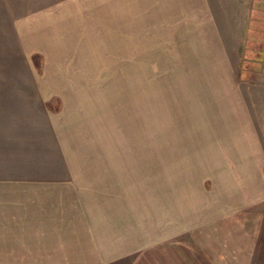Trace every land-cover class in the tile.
<instances>
[{"label": "rangeland", "instance_id": "rangeland-1", "mask_svg": "<svg viewBox=\"0 0 264 264\" xmlns=\"http://www.w3.org/2000/svg\"><path fill=\"white\" fill-rule=\"evenodd\" d=\"M13 4L29 6L25 37L4 17ZM155 6L0 0V82L45 84L63 147L118 163L111 177L127 179L143 217L179 229L251 210L247 200L264 188V121L252 114L253 84L264 85V0L220 21L214 11ZM0 262L25 263V251H2Z\"/></svg>", "mask_w": 264, "mask_h": 264}, {"label": "crops", "instance_id": "crops-1", "mask_svg": "<svg viewBox=\"0 0 264 264\" xmlns=\"http://www.w3.org/2000/svg\"><path fill=\"white\" fill-rule=\"evenodd\" d=\"M149 1L156 5L150 10L168 3L217 12L219 21L254 4ZM28 7L5 8L15 35L26 36ZM47 90L43 83L0 82V253L25 251V263L0 264H264V211L252 210L254 201L264 203V188L247 200L251 210L202 217L194 226L174 229L158 215L143 217L140 201L127 194V179L111 177L118 163H95L88 150L63 147L61 117L49 107L55 96ZM252 91V114L264 121V85L253 84Z\"/></svg>", "mask_w": 264, "mask_h": 264}]
</instances>
